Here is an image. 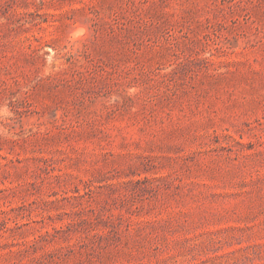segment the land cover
I'll return each mask as SVG.
<instances>
[{
  "label": "rangeland",
  "instance_id": "1",
  "mask_svg": "<svg viewBox=\"0 0 264 264\" xmlns=\"http://www.w3.org/2000/svg\"><path fill=\"white\" fill-rule=\"evenodd\" d=\"M0 264H264V0H0Z\"/></svg>",
  "mask_w": 264,
  "mask_h": 264
}]
</instances>
